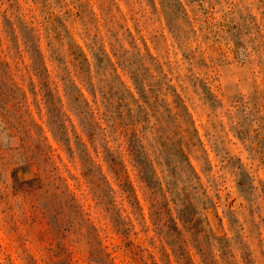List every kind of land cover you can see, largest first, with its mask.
I'll return each instance as SVG.
<instances>
[{
	"label": "rangeland",
	"instance_id": "1",
	"mask_svg": "<svg viewBox=\"0 0 264 264\" xmlns=\"http://www.w3.org/2000/svg\"><path fill=\"white\" fill-rule=\"evenodd\" d=\"M0 264H264V0H0Z\"/></svg>",
	"mask_w": 264,
	"mask_h": 264
}]
</instances>
